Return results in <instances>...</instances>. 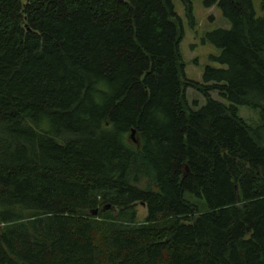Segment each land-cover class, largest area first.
<instances>
[{"label":"trees","instance_id":"trees-1","mask_svg":"<svg viewBox=\"0 0 264 264\" xmlns=\"http://www.w3.org/2000/svg\"><path fill=\"white\" fill-rule=\"evenodd\" d=\"M204 5L196 82L173 0H0V264H264V0Z\"/></svg>","mask_w":264,"mask_h":264},{"label":"rangeland","instance_id":"rangeland-1","mask_svg":"<svg viewBox=\"0 0 264 264\" xmlns=\"http://www.w3.org/2000/svg\"><path fill=\"white\" fill-rule=\"evenodd\" d=\"M191 3V13L193 23L187 14L186 7L179 1L173 0V10L177 17V28L182 33L179 43V51L184 63V75L187 79L201 82L203 70L206 66L220 67L210 59L211 56L219 54L210 43L203 41L205 34L216 28H228V22L223 18L217 5L206 7L205 0H189ZM261 1L252 0L257 17L262 15ZM185 96L189 106L200 107L204 104V97L195 90L188 88ZM212 98L224 102L216 93L211 95ZM238 116L247 124L255 127L259 123L258 111L247 107H238ZM138 221H142L146 216L145 206L138 205Z\"/></svg>","mask_w":264,"mask_h":264},{"label":"water","instance_id":"water-1","mask_svg":"<svg viewBox=\"0 0 264 264\" xmlns=\"http://www.w3.org/2000/svg\"><path fill=\"white\" fill-rule=\"evenodd\" d=\"M131 139L134 140V130L131 132V135H130ZM95 214V212H94Z\"/></svg>","mask_w":264,"mask_h":264}]
</instances>
